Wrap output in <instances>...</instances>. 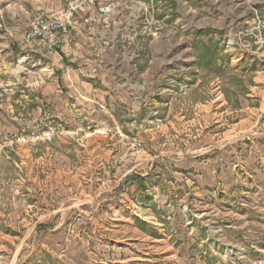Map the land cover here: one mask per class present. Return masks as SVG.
Returning a JSON list of instances; mask_svg holds the SVG:
<instances>
[{
	"label": "rangeland",
	"instance_id": "obj_1",
	"mask_svg": "<svg viewBox=\"0 0 264 264\" xmlns=\"http://www.w3.org/2000/svg\"><path fill=\"white\" fill-rule=\"evenodd\" d=\"M261 257L264 0H0V264Z\"/></svg>",
	"mask_w": 264,
	"mask_h": 264
},
{
	"label": "built area",
	"instance_id": "obj_2",
	"mask_svg": "<svg viewBox=\"0 0 264 264\" xmlns=\"http://www.w3.org/2000/svg\"><path fill=\"white\" fill-rule=\"evenodd\" d=\"M78 11L72 3H68L65 10L40 13L30 23L25 38L27 44L34 46L41 53L56 50L69 35L74 14ZM85 20L89 21L90 18ZM253 264H264V257L256 259Z\"/></svg>",
	"mask_w": 264,
	"mask_h": 264
},
{
	"label": "trees",
	"instance_id": "obj_3",
	"mask_svg": "<svg viewBox=\"0 0 264 264\" xmlns=\"http://www.w3.org/2000/svg\"><path fill=\"white\" fill-rule=\"evenodd\" d=\"M140 179H141V177H139V179H138V180H140ZM140 182H141V184H144V183H143V180H141Z\"/></svg>",
	"mask_w": 264,
	"mask_h": 264
}]
</instances>
